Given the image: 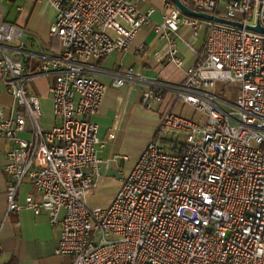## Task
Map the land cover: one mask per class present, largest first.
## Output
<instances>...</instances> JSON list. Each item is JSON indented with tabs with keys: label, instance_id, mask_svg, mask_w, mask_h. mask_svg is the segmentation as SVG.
Listing matches in <instances>:
<instances>
[{
	"label": "built area",
	"instance_id": "built-area-1",
	"mask_svg": "<svg viewBox=\"0 0 264 264\" xmlns=\"http://www.w3.org/2000/svg\"><path fill=\"white\" fill-rule=\"evenodd\" d=\"M29 1L55 11L48 34L61 53L28 70L26 33L0 22V83L15 104L8 116L0 110L6 215L46 213L59 230L55 253L71 257V264H264V35L245 28L264 27V0H181L242 28L185 16L167 0L163 6L172 9L160 23L151 21L152 8L138 10L142 0ZM180 26L194 38L205 32L180 83L99 66L149 27L164 42V60L181 69ZM37 76L54 79L51 108L58 122L49 128L41 125L40 101L29 86ZM101 77L116 89L141 87L146 109L171 94L199 118L165 113L158 139L169 129L181 132L184 151L166 152L153 138L111 202L90 207L98 149L106 144L87 120L106 91ZM218 83L237 85L235 103L216 92ZM25 182L38 197L19 202Z\"/></svg>",
	"mask_w": 264,
	"mask_h": 264
},
{
	"label": "crops",
	"instance_id": "crops-1",
	"mask_svg": "<svg viewBox=\"0 0 264 264\" xmlns=\"http://www.w3.org/2000/svg\"><path fill=\"white\" fill-rule=\"evenodd\" d=\"M163 4L164 0H142L137 6L144 14L152 8L151 21L160 23L172 9ZM54 17L55 11L46 2L0 1V22L12 24L26 33L25 67L30 71L37 67L41 57L57 58L61 53L60 42L48 34ZM178 33L183 38V41L176 40L179 56L184 63L181 69L164 60V42L157 40L149 27L138 30L123 51L100 61L99 66L109 71L132 68L146 77L180 83L184 70L195 62L196 54L202 49L205 32L201 29L198 38H194L189 28L180 26ZM100 80L106 86V91L97 113L87 117V120L97 126L98 138L105 140L106 144L98 149V176L87 198L90 207H106L111 202L146 144L158 133L165 113L172 111L199 118L190 108L175 102L171 94H166L162 102H154L150 109H146L141 102V87L126 85L116 89L110 86L107 77ZM53 83L52 76H37L30 83V89L38 96L40 106L48 103L52 107L50 87ZM14 107L13 99L0 83V110L8 116ZM54 123L53 117L49 121L41 118V125L46 128ZM109 135L113 137L108 139ZM165 139L171 140L172 134ZM5 150L6 145L0 141V264H71V257L55 253L59 230L57 226L50 225L46 213L34 215L29 210H21L6 215ZM27 195L38 197L29 182L21 186L17 200L23 202Z\"/></svg>",
	"mask_w": 264,
	"mask_h": 264
},
{
	"label": "rangeland",
	"instance_id": "rangeland-1",
	"mask_svg": "<svg viewBox=\"0 0 264 264\" xmlns=\"http://www.w3.org/2000/svg\"><path fill=\"white\" fill-rule=\"evenodd\" d=\"M138 10H140V8H138ZM216 92L221 94L222 98L224 100H227L230 103H235L236 96H237V85H232V84H227V83H218L216 86ZM154 107H156V106H154ZM41 111H42V119L43 120H45V121L51 120V118L53 117L51 105L48 106V103L47 104L46 103L41 104ZM52 121H53V119H52ZM54 121H55V119H54ZM57 122L58 121L56 120L55 123H57ZM168 133L177 136L179 139L178 140L179 144L183 143V141H184L183 133L178 132V131H172L170 129L168 130ZM156 141L161 148H166V152L171 153V148L169 146L170 143H168V142L163 143L160 139H158Z\"/></svg>",
	"mask_w": 264,
	"mask_h": 264
},
{
	"label": "water",
	"instance_id": "water-1",
	"mask_svg": "<svg viewBox=\"0 0 264 264\" xmlns=\"http://www.w3.org/2000/svg\"><path fill=\"white\" fill-rule=\"evenodd\" d=\"M172 5L180 11L181 14L197 19V20H204V21H213L216 23H221V24H226L238 28H242L243 24L238 23V22H233V21H228L225 19H221L212 15H208L205 13H197L193 10H191L189 7H187L181 0H170ZM247 30L253 31L258 34L264 35V27L261 26L259 22H256L254 26H245Z\"/></svg>",
	"mask_w": 264,
	"mask_h": 264
},
{
	"label": "trees",
	"instance_id": "trees-1",
	"mask_svg": "<svg viewBox=\"0 0 264 264\" xmlns=\"http://www.w3.org/2000/svg\"><path fill=\"white\" fill-rule=\"evenodd\" d=\"M167 1L169 3H171L170 0H167ZM154 139H158V133H156V135L154 136ZM160 140L163 143H165V142L170 143L169 146L171 148V153H173V154H181L184 151V143L179 144L177 140H173V139L167 140L165 138L160 139ZM164 149L166 150V148H164Z\"/></svg>",
	"mask_w": 264,
	"mask_h": 264
}]
</instances>
